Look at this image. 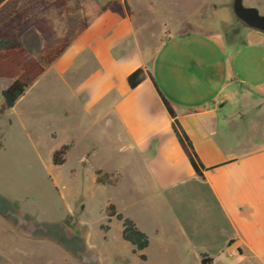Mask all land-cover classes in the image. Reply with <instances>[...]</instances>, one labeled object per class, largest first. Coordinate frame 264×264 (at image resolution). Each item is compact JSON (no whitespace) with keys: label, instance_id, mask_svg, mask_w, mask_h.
Returning <instances> with one entry per match:
<instances>
[{"label":"crops","instance_id":"obj_1","mask_svg":"<svg viewBox=\"0 0 264 264\" xmlns=\"http://www.w3.org/2000/svg\"><path fill=\"white\" fill-rule=\"evenodd\" d=\"M117 1L127 2L132 14L101 10L47 67L62 73L91 64L78 94L82 113L109 129L110 153L136 163L126 174L136 195L133 203L159 198L158 221L147 226L132 220L147 235V248L157 239L163 257L194 252L193 264L200 263L202 254L213 264L207 247L220 243L231 264H264V137L234 123L240 113L251 111L249 94L264 92V32L250 29L242 44L231 48L221 33L183 34L163 23L151 45L141 42L142 27L134 24L129 0ZM138 68L146 75L130 89L127 76ZM148 74L189 138L203 166L201 177L182 150ZM101 171L109 175L110 187L121 185L126 176L120 169ZM113 221L118 220L112 217L105 233ZM147 248L140 252L146 260Z\"/></svg>","mask_w":264,"mask_h":264},{"label":"rangeland","instance_id":"obj_2","mask_svg":"<svg viewBox=\"0 0 264 264\" xmlns=\"http://www.w3.org/2000/svg\"><path fill=\"white\" fill-rule=\"evenodd\" d=\"M23 1L16 0V7ZM107 1L68 0L69 38L75 36L82 21L90 23ZM232 2L129 0L134 24L142 27L139 36L143 43L153 45L164 23L168 30L179 27L183 34L221 33L236 48L252 30L235 17ZM242 2L245 7H264V0ZM12 6L11 0L0 6V15L6 16ZM257 11L264 15L263 9ZM20 41L30 56L39 57L42 43L34 31H27ZM46 68L13 108L0 111V264H193L194 252L185 258L163 257L157 239L146 249L147 260L140 261L122 240L119 221H113L107 233L100 229L107 225L111 200L126 218L154 224L159 198L133 203L136 195L128 187L126 174L136 163L110 153L109 129L93 115L82 113L78 94L91 64L62 73L55 67ZM11 81L0 78V109L1 91ZM246 105L251 111L240 113L234 123L264 137V92L250 93ZM64 143L70 149L67 161L54 166L52 151ZM95 169H120L126 176L121 185L110 187L94 181ZM104 180L111 181L109 176ZM207 253L213 264H231L220 243H210Z\"/></svg>","mask_w":264,"mask_h":264},{"label":"trees","instance_id":"obj_3","mask_svg":"<svg viewBox=\"0 0 264 264\" xmlns=\"http://www.w3.org/2000/svg\"><path fill=\"white\" fill-rule=\"evenodd\" d=\"M7 1L9 0H0V6ZM11 2L13 6L6 16L0 15V78L12 79L10 84L1 91L3 100L1 112L14 107L27 88L44 73L46 66H49L61 55L71 40L68 36L66 20L68 0H25L17 7L16 0H11ZM101 10H110L120 16L132 14L125 1L123 3L117 0L108 1ZM86 25L87 23L82 21L75 35L82 32ZM29 30L34 31L42 43L38 58L30 56L20 41V38ZM145 75L142 68L130 73L127 76L129 88L134 89ZM148 76L172 120L173 131L182 150L195 173L201 177L203 166L199 162L189 138L179 125L169 101L158 89L153 77L150 74ZM68 149V145L63 144L53 151L51 162L54 166L64 164V156ZM95 173L98 183H111V181L105 182L104 180L109 175L103 174L100 170ZM108 210L107 223L112 217L120 221L122 226L121 238L132 246V253L137 255L139 260L145 261L146 256L140 252L149 244L147 235L139 230L131 219L116 213L112 203L108 205ZM100 229L106 231L107 226H101ZM199 264H212V259L206 254H202Z\"/></svg>","mask_w":264,"mask_h":264},{"label":"water","instance_id":"obj_4","mask_svg":"<svg viewBox=\"0 0 264 264\" xmlns=\"http://www.w3.org/2000/svg\"><path fill=\"white\" fill-rule=\"evenodd\" d=\"M243 0H233L232 11L237 19L248 28L264 32V15L259 14L253 7H245Z\"/></svg>","mask_w":264,"mask_h":264}]
</instances>
